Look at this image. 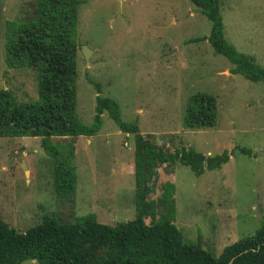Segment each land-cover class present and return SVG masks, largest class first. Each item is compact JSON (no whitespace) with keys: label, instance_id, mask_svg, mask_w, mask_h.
<instances>
[{"label":"rangeland","instance_id":"1","mask_svg":"<svg viewBox=\"0 0 264 264\" xmlns=\"http://www.w3.org/2000/svg\"><path fill=\"white\" fill-rule=\"evenodd\" d=\"M37 3L0 0V89L19 104L38 100V81L33 68L7 66L8 25L31 18ZM219 8L225 40L264 69V0H219ZM210 31L211 22L190 0H81L77 119L92 125L96 96L107 97L118 105L122 122L137 127V138L107 113L93 136L52 137L57 158L75 173L70 196L56 193L55 159L41 138H0V219L22 233L46 215L69 222L92 215L109 226L134 219L141 138L170 153L192 149L205 158H229L199 176L178 162L162 165L152 178L148 200L172 188L173 222L186 242L218 255L255 233L264 218V85L234 73L207 40L197 41ZM83 47L91 51L89 62ZM199 93L216 99V122L188 128L187 103ZM163 211L157 209L156 219Z\"/></svg>","mask_w":264,"mask_h":264},{"label":"trees","instance_id":"2","mask_svg":"<svg viewBox=\"0 0 264 264\" xmlns=\"http://www.w3.org/2000/svg\"><path fill=\"white\" fill-rule=\"evenodd\" d=\"M190 1L211 22L209 36L197 41L207 40L215 53L235 66L234 73L264 85V69L225 40L219 0ZM80 3L81 0H38L31 18L8 25L5 42L7 66L33 68L39 96L37 101L19 104L9 90L0 89V138H41V146L55 159L53 186L59 196L74 193L75 173L68 161L57 158V147L50 142L52 137L93 136L101 128L104 113L121 131L138 135L137 127L122 122L118 105L107 97L96 96L92 125L77 119L75 32ZM96 88L99 93V86ZM216 118L217 102L213 96L199 93L188 100V128L212 127ZM138 140L134 219L109 226L100 224L92 215L71 222L60 215H46L24 233L0 219V264H22L28 260L37 264H228L231 260V264H264V218L251 236L213 255L199 243L186 242L174 224L171 187L158 200H148L153 193L149 184L162 165L178 162L199 176L205 167L214 169L226 163L228 156L205 158L192 149L170 153L149 141ZM159 207L164 211L156 219ZM147 218H151L148 224Z\"/></svg>","mask_w":264,"mask_h":264},{"label":"water","instance_id":"3","mask_svg":"<svg viewBox=\"0 0 264 264\" xmlns=\"http://www.w3.org/2000/svg\"><path fill=\"white\" fill-rule=\"evenodd\" d=\"M82 53L84 55V58H85L86 62H89V56L91 54V51L89 49H87L86 47H83L82 48ZM24 168H25V165H24ZM231 263H232V260L228 264H231Z\"/></svg>","mask_w":264,"mask_h":264}]
</instances>
